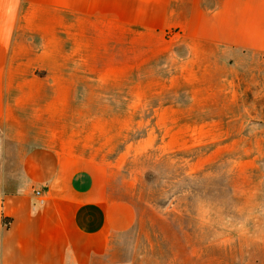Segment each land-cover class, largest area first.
<instances>
[{"label": "rangeland", "instance_id": "obj_1", "mask_svg": "<svg viewBox=\"0 0 264 264\" xmlns=\"http://www.w3.org/2000/svg\"><path fill=\"white\" fill-rule=\"evenodd\" d=\"M178 32L149 37L125 28L101 50L93 45L91 66L76 61L74 69L61 44L60 74L30 60L13 77L29 135L53 134L39 142L106 164L115 196L135 207L134 225L93 264H251L249 252L259 249L264 91L243 73L260 60L233 69L210 45L193 50ZM58 80L73 90L52 91ZM31 87L41 88L32 96ZM52 98L67 105L49 109ZM7 147L13 167L16 141Z\"/></svg>", "mask_w": 264, "mask_h": 264}, {"label": "crops", "instance_id": "obj_2", "mask_svg": "<svg viewBox=\"0 0 264 264\" xmlns=\"http://www.w3.org/2000/svg\"><path fill=\"white\" fill-rule=\"evenodd\" d=\"M125 28L149 37L178 28L177 38L191 49L210 45L233 69L257 57L260 67L243 76L264 91V0H0V264H93L134 225L135 207L115 196L108 166L39 142L54 140L53 134L30 136L12 94L13 77L30 60L58 75L66 43L73 69L76 61L91 66L93 45L101 50ZM50 86L73 90L59 80ZM41 87H31L32 96ZM66 105L54 98L46 103L49 109ZM7 141H16L13 167ZM249 254L251 264H264V234Z\"/></svg>", "mask_w": 264, "mask_h": 264}, {"label": "built area", "instance_id": "obj_3", "mask_svg": "<svg viewBox=\"0 0 264 264\" xmlns=\"http://www.w3.org/2000/svg\"><path fill=\"white\" fill-rule=\"evenodd\" d=\"M36 194H37V195H40V191H36Z\"/></svg>", "mask_w": 264, "mask_h": 264}]
</instances>
